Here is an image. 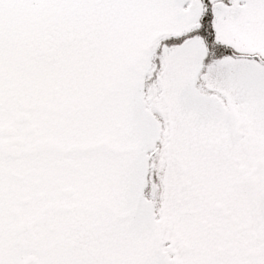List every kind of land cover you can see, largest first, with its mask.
Instances as JSON below:
<instances>
[{
    "label": "snow or ice",
    "instance_id": "obj_1",
    "mask_svg": "<svg viewBox=\"0 0 264 264\" xmlns=\"http://www.w3.org/2000/svg\"><path fill=\"white\" fill-rule=\"evenodd\" d=\"M0 264H264V0H0Z\"/></svg>",
    "mask_w": 264,
    "mask_h": 264
}]
</instances>
